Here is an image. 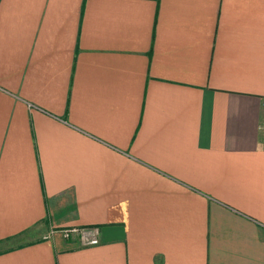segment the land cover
Masks as SVG:
<instances>
[{"label": "crops", "instance_id": "obj_1", "mask_svg": "<svg viewBox=\"0 0 264 264\" xmlns=\"http://www.w3.org/2000/svg\"><path fill=\"white\" fill-rule=\"evenodd\" d=\"M0 264H264V0H0Z\"/></svg>", "mask_w": 264, "mask_h": 264}, {"label": "built area", "instance_id": "obj_2", "mask_svg": "<svg viewBox=\"0 0 264 264\" xmlns=\"http://www.w3.org/2000/svg\"><path fill=\"white\" fill-rule=\"evenodd\" d=\"M65 238L70 236H77L79 242L83 245H93L99 242V232L96 227L85 228H61L58 230ZM54 231H51L46 237L52 235Z\"/></svg>", "mask_w": 264, "mask_h": 264}, {"label": "rangeland", "instance_id": "obj_3", "mask_svg": "<svg viewBox=\"0 0 264 264\" xmlns=\"http://www.w3.org/2000/svg\"><path fill=\"white\" fill-rule=\"evenodd\" d=\"M51 231H54V232H56V230L55 229H50V231L48 230L45 234H44V236H46L47 234H49Z\"/></svg>", "mask_w": 264, "mask_h": 264}]
</instances>
